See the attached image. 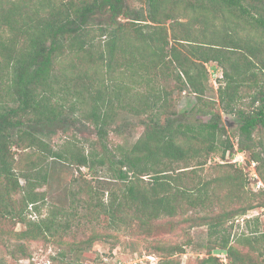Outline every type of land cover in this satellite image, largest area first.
<instances>
[{
	"label": "trees",
	"instance_id": "1",
	"mask_svg": "<svg viewBox=\"0 0 264 264\" xmlns=\"http://www.w3.org/2000/svg\"><path fill=\"white\" fill-rule=\"evenodd\" d=\"M143 1L146 8L127 0H0V218L24 225L14 234L26 258L22 240L60 232L65 256L77 243L65 236L80 230H92L85 241L91 246L109 234L152 236L164 218L201 211L191 218L207 228L206 255L196 264H264L260 216L243 218L264 203L243 202V175L199 173L211 155L225 158L237 148L264 181V139L254 135L264 129V0H181L196 12L190 20L203 24L198 32L177 31L191 24L177 19L179 0ZM246 24L258 36L242 34ZM207 63L222 69L219 107L239 115L236 146L205 98ZM244 90L250 101L241 107ZM185 91L198 99L191 111L176 108L175 95ZM192 112L202 118L190 119ZM132 118L143 134L110 146L109 131L121 132ZM84 120L96 133L88 148L72 140L61 149L50 144L67 123ZM14 147L34 156L26 167L17 166ZM59 164L81 174L85 167L97 183L76 178L65 200L29 219L30 209L46 203L42 188ZM236 198L237 206L223 205ZM238 217L245 230L236 233ZM192 243L159 245L170 257L155 254V264H181L174 255ZM215 250L225 252L226 263Z\"/></svg>",
	"mask_w": 264,
	"mask_h": 264
},
{
	"label": "rangeland",
	"instance_id": "2",
	"mask_svg": "<svg viewBox=\"0 0 264 264\" xmlns=\"http://www.w3.org/2000/svg\"><path fill=\"white\" fill-rule=\"evenodd\" d=\"M131 7L134 8H146V4L143 0H127ZM177 5V19L186 22L194 17L195 11L188 8L186 9L185 1H178ZM191 24L177 25V31L183 32L189 26L193 32H198L203 26L202 23L197 21H191ZM171 23H168L170 25ZM241 33L249 34L251 36H258L257 31L251 29L246 24V29L242 30ZM216 63H207L209 70V90L205 98L211 99L215 103L216 110L220 111L222 116V122L226 129L225 139L232 141L235 146L238 141V133L241 122L239 120L238 113H225L219 107V100L217 94V88L219 86V79L222 76L221 68H214ZM264 82V75H263ZM244 90L242 92L243 99L239 106L246 107L250 101L248 92ZM176 108L179 111L189 110L197 103L198 99L192 92H183L182 94L175 95ZM69 115H73L72 111H68ZM190 119L197 120L201 115L192 112ZM70 116V117H71ZM208 118V116L206 117ZM67 130L59 129L57 134L52 137L50 144L56 148L61 149L67 141H76L79 144H83L85 148L89 147V144L96 139L95 128L91 122L84 120L77 126L71 123H67ZM144 131L143 123L137 119L132 118L129 125L122 128L121 132H117L111 129L108 134V142L110 146H116L125 142L132 143L136 141ZM254 135L264 139V129L257 130ZM15 157L17 159V166L26 167L27 163L34 158L29 150L22 148H16ZM31 156V158H30ZM242 171V173H241ZM82 173L77 168L68 166L67 164H59L58 169L52 171L50 184L42 189H46L48 196L46 203H40L39 210L35 211L30 209L28 212L29 219H37L38 217H44L51 203H60L66 199L67 189L72 186L76 178L85 177L93 183H97V176H93L90 171L83 167ZM199 173L204 178H213L219 176L234 175V177L243 178L244 194L246 198L244 201L253 200L254 204H258L260 201L264 203V181L256 170L255 164L250 161L249 154L247 152L239 151L237 148L235 152L231 154L228 152L225 158H221L218 154L210 156L208 162L204 167L199 169ZM24 183V180L21 179ZM223 192L222 194H224ZM239 200L236 198L233 202L230 199H223V205L229 207L237 206ZM221 206L217 205L215 211H220ZM201 211H188L183 214H179L176 217L164 218L161 220L162 224L165 225L162 228L159 226V232L157 231L152 236H137V235H126L124 233L116 235H106L103 240L93 242L89 246L85 241L92 234V230L84 229L80 230L77 237H73L71 234L65 236L66 241H76L75 250L69 252L67 255H62L61 244V233L59 232L55 236L48 235L47 237L40 238L38 240H22L25 244V248L29 253V256L24 258L22 253L18 251L15 232L20 231L24 228L22 223L16 225L11 221L4 218H0V264H134V262L140 261L141 257L147 254H158L162 258L170 257L167 252L157 251L159 245H175L183 244L192 238L193 243L186 246L185 252L177 253L174 257L181 262V264H196L199 258L206 255V250L201 247L202 243L207 241L206 227L204 225H192V217H198L203 215ZM259 215L262 222V229L264 230V204L262 207L250 210L246 217H253ZM236 220V227L233 232L245 230V225L242 217H238ZM157 229V230H158ZM100 232H104L103 228H99ZM108 233V232H107ZM237 233V232H236ZM213 253L226 263V254L223 251L215 250Z\"/></svg>",
	"mask_w": 264,
	"mask_h": 264
},
{
	"label": "built area",
	"instance_id": "3",
	"mask_svg": "<svg viewBox=\"0 0 264 264\" xmlns=\"http://www.w3.org/2000/svg\"><path fill=\"white\" fill-rule=\"evenodd\" d=\"M140 259V261L134 262V264H155L159 261L160 257L155 254H147L141 257ZM119 262L120 264H122L121 261Z\"/></svg>",
	"mask_w": 264,
	"mask_h": 264
}]
</instances>
